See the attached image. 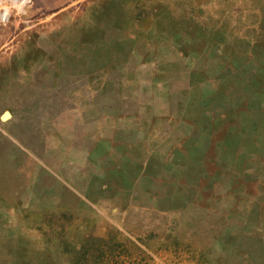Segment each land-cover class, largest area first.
Segmentation results:
<instances>
[{
  "label": "rangeland",
  "instance_id": "obj_1",
  "mask_svg": "<svg viewBox=\"0 0 264 264\" xmlns=\"http://www.w3.org/2000/svg\"><path fill=\"white\" fill-rule=\"evenodd\" d=\"M5 6L3 113L33 157L0 168V262L264 264L237 233L264 229V0ZM123 134L120 210L105 195L121 173L94 167Z\"/></svg>",
  "mask_w": 264,
  "mask_h": 264
},
{
  "label": "crops",
  "instance_id": "obj_2",
  "mask_svg": "<svg viewBox=\"0 0 264 264\" xmlns=\"http://www.w3.org/2000/svg\"><path fill=\"white\" fill-rule=\"evenodd\" d=\"M1 48H0V53H1ZM1 65V62H0ZM5 90V89H4ZM3 87H2V82L0 79V149L2 146V141L6 142V148H7V152L8 154V158L5 157V155L2 154V150H0V168H4L5 170H9V164L10 162H12L11 160L13 159V164L15 165V170L17 171L18 167V163L17 160L20 161V168L25 164V166L27 165V158L28 155L31 156V160L33 157V147L31 144L28 143V137L27 135L30 133L28 131H30L28 129V125L26 123H22L20 122V128L22 130H19V124L17 122V118H19V114H18V108H9L8 111L3 113V107H2V103L3 102H8L10 105H13L14 101H15V97H16V92H12V90L10 89L9 91H4ZM30 106L29 105H25V107H23V110H21L22 112H30L29 111ZM16 115V116H15ZM8 116V117H7ZM15 116V117H14ZM20 119V118H19ZM42 128V126H41ZM40 128L37 131V135L41 137L42 132H40ZM19 131L20 133H22L24 131V135H25V141L21 140L20 135H19ZM33 133V131H32ZM34 135V133H33ZM123 140L120 139V141H117L118 145L120 146L118 148V150H115V148L113 147V144L107 146L105 141H101V147H104L105 152H104V156H102V158H95V160L97 161V164L95 163V170H97V172L99 174H95L94 176H98V177H104V176H109V177H122L124 182L123 183H117L116 184H112L111 186L108 187H112L111 189H113V193L111 196H108L109 194H106L105 196L107 197L108 200H110L111 202H113L116 206L117 209L120 210H125L122 209L125 206V161L128 160L127 157V150H126V146L131 147V144H126L125 143V136L124 134L121 136ZM110 141V140H108ZM115 143V142H113ZM31 145V146H30ZM126 153V155H125ZM21 158V159H20ZM22 158H25L22 160ZM130 160V159H129ZM172 160L169 161V163ZM173 162L175 163L176 161H172L170 163V169L173 170L174 172L178 171H184V173L188 172L184 167H178L176 164L173 165ZM166 167V166H165ZM187 168V167H186ZM0 172H4V171H0ZM6 173V172H5ZM9 173V172H8ZM119 173H121V175L119 176ZM2 179H0V184L6 182V178L1 176ZM16 180L18 181V175L16 173L15 175ZM22 178V177H21ZM225 193V192H224ZM3 193L0 192V195H2ZM26 194H29L28 192H26ZM78 194L81 195L82 198H86V200H88L89 203L93 204L96 201L93 199H89L87 198V196L84 195V193H80L78 191ZM232 194V192H231ZM110 197V198H109ZM107 200V201H108ZM117 203V204H116ZM119 205V206H117ZM121 206V207H120ZM119 207V208H118ZM234 216L236 218H239V220L241 221L243 219V217L239 214V211L234 213ZM0 225H4L5 221L0 220ZM9 222V220L7 221ZM237 233H240L238 236L239 238H245L247 239L250 243H254L253 248H251V253H256L260 258L264 259V229L263 226H256L254 232L250 235L248 234H243L245 233V231H242L241 229L239 231H237ZM1 240V237H0ZM241 241V239H240ZM236 243V242H235ZM240 246V245H239ZM238 245L235 247V251L236 253L241 252V248ZM248 250H245V253L248 254ZM0 264H3L2 262H0Z\"/></svg>",
  "mask_w": 264,
  "mask_h": 264
},
{
  "label": "clouds",
  "instance_id": "obj_3",
  "mask_svg": "<svg viewBox=\"0 0 264 264\" xmlns=\"http://www.w3.org/2000/svg\"><path fill=\"white\" fill-rule=\"evenodd\" d=\"M28 3L29 0H12V4L16 8L17 12H23ZM0 8L4 9L3 15L0 16V23H6L10 9L5 6V0H0Z\"/></svg>",
  "mask_w": 264,
  "mask_h": 264
},
{
  "label": "bare ground",
  "instance_id": "obj_4",
  "mask_svg": "<svg viewBox=\"0 0 264 264\" xmlns=\"http://www.w3.org/2000/svg\"><path fill=\"white\" fill-rule=\"evenodd\" d=\"M11 3H12V0H11ZM6 7H7V6H6ZM7 8H8V7H7ZM3 11H4V9H3ZM3 11H2V12H3Z\"/></svg>",
  "mask_w": 264,
  "mask_h": 264
}]
</instances>
